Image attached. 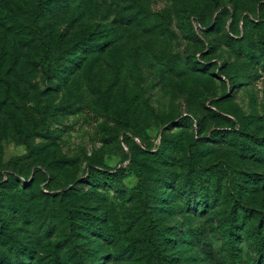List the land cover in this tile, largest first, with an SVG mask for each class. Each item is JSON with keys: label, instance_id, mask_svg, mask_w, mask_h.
I'll return each mask as SVG.
<instances>
[{"label": "rangeland", "instance_id": "obj_1", "mask_svg": "<svg viewBox=\"0 0 264 264\" xmlns=\"http://www.w3.org/2000/svg\"><path fill=\"white\" fill-rule=\"evenodd\" d=\"M263 138L264 0H0V264H264Z\"/></svg>", "mask_w": 264, "mask_h": 264}, {"label": "trees", "instance_id": "obj_2", "mask_svg": "<svg viewBox=\"0 0 264 264\" xmlns=\"http://www.w3.org/2000/svg\"><path fill=\"white\" fill-rule=\"evenodd\" d=\"M40 44H41V46H42V56H41V59H40V61H39V64H40V67L41 68H44L45 67V59H46V56H47V53H48V47L46 46V44L45 43H43V41H42V39L40 38ZM44 44H45V46H44ZM52 62H54V60H52ZM12 69H14V67H11V70ZM11 70H9L8 68L6 69V71H5V74H6V76L7 77H11L12 78V76H13V71H11ZM5 74H4V77H3V79L6 81V84H8V85H11V83H12V79H8V78H5ZM11 87H12V85H11ZM235 130V129H234ZM40 133V132H39ZM39 133H37V132H33L32 134L31 133H29L27 136L29 137V136H31V135H39ZM262 145H264V138H263V140H262ZM30 147V146H29ZM250 155H254L255 157H260V159H264V157L261 155V154H259L258 152H252ZM261 157H263V158H261ZM137 173V176L138 177H141V174H140V172L139 171H137L136 172ZM94 181H97V182H99V183H104V181H105V179L104 180H96L93 176H89L87 179H85V181H83V183H89V182H94ZM106 182H107V186H110V187H112L113 189H120L121 188V186H120V184H119V181L115 178V177H113L112 175L111 176H108V177H106ZM5 185V183H1L0 184V188H3V186ZM19 191V190H18ZM32 202V201H31ZM18 211L19 210H17L16 211V214L18 213ZM0 221L1 222H5V220H4V218L3 217H1L0 216ZM231 229H236V226H235V224L234 223H231ZM160 232H161V234L163 235V236H168V235H166V233L164 232L165 231V229H162V230H159ZM256 233V240H255V244H256V246H257V250H258V252L260 253V254H264V248H263V243H264V233L263 232H260L259 230H256L255 231ZM168 238V240L169 241H172V236H169V237H167ZM37 261L38 260H35L34 261V264H39V263H37ZM48 262V261H47ZM47 262H45V263H42V264H58L59 263V260L57 259V258H53V259H50L49 260V262L47 263ZM16 264H23V263H16Z\"/></svg>", "mask_w": 264, "mask_h": 264}]
</instances>
